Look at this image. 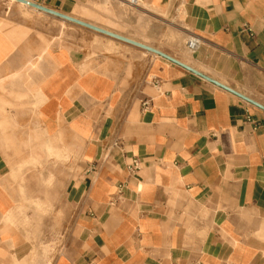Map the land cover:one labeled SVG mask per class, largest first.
I'll return each instance as SVG.
<instances>
[{"label": "crops", "instance_id": "0c3cea01", "mask_svg": "<svg viewBox=\"0 0 264 264\" xmlns=\"http://www.w3.org/2000/svg\"><path fill=\"white\" fill-rule=\"evenodd\" d=\"M29 1L264 105V0H113L175 14L176 53L78 16L104 0ZM25 8L0 0V264H264V111L100 33L60 41Z\"/></svg>", "mask_w": 264, "mask_h": 264}, {"label": "rangeland", "instance_id": "374dc122", "mask_svg": "<svg viewBox=\"0 0 264 264\" xmlns=\"http://www.w3.org/2000/svg\"><path fill=\"white\" fill-rule=\"evenodd\" d=\"M121 3L120 1L104 0L103 3L91 5L87 14L78 16H85L93 22L109 26L171 53H176L189 39L188 33L175 14L158 10H144L138 6ZM25 10L34 13L35 15L32 17L49 29L53 36L59 33L60 41L85 48L90 45L91 38L94 43L100 40L97 37L98 34L92 30L46 13H39L38 10L27 8V6ZM34 214L40 220L41 214L46 213ZM50 216L52 218V212ZM35 230L40 231V229Z\"/></svg>", "mask_w": 264, "mask_h": 264}, {"label": "water", "instance_id": "95a60500", "mask_svg": "<svg viewBox=\"0 0 264 264\" xmlns=\"http://www.w3.org/2000/svg\"><path fill=\"white\" fill-rule=\"evenodd\" d=\"M13 1H16V2H19V3H22L24 5H27L29 7H32L38 11H41V12H44V13H47L49 15H52V16H55L57 18H60L64 21H67V22H70V23H73L75 25H78V26H81L83 28H86V29H89V30H92L94 32H97V33H100L102 35H105V36H108V37H111V38H114L116 40H119V41H122V42H125V43H128L130 45H133V46H136L138 48H141L145 51H148L150 53H153V54H156V55H159L181 67H183L184 69L190 71L191 73L217 85L218 87H221L231 93H233L234 95L240 97L241 99H243L244 101L258 107L259 109L263 110L264 111V105L259 103L258 101L242 94L241 92L239 91H236L234 90L233 88L213 79L212 77L208 76V75H205L203 74L202 72L182 63L181 61L175 59L174 57L168 55L167 53L159 50V49H156L150 45H147V44H144L142 42H139V41H136L134 39H131V38H128V37H125L123 35H120V34H117L113 31H110V30H107L105 28H102V27H99L97 25H94L92 23H89V22H86V21H83L81 19H78L76 17H73V16H70V15H67L65 13H62V12H59L57 10H53L51 8H48L46 6H43L39 3H35V2H32V1H29V0H13Z\"/></svg>", "mask_w": 264, "mask_h": 264}, {"label": "built area", "instance_id": "2783aa9c", "mask_svg": "<svg viewBox=\"0 0 264 264\" xmlns=\"http://www.w3.org/2000/svg\"><path fill=\"white\" fill-rule=\"evenodd\" d=\"M139 0H131L132 4H136ZM245 31H251V29L248 26H244ZM199 44L198 39L189 40L188 47L191 50H194ZM247 121L253 124V129H258L261 127L260 123L253 121L252 119L247 117ZM140 167V161L138 158H133L131 163L128 165V170L131 174H134L138 171Z\"/></svg>", "mask_w": 264, "mask_h": 264}, {"label": "bare ground", "instance_id": "6f19581e", "mask_svg": "<svg viewBox=\"0 0 264 264\" xmlns=\"http://www.w3.org/2000/svg\"><path fill=\"white\" fill-rule=\"evenodd\" d=\"M13 1V0H12ZM25 6H27V5H25ZM27 7H29V6H27ZM30 8H32V7H30ZM32 9H34V8H32ZM36 10V9H35Z\"/></svg>", "mask_w": 264, "mask_h": 264}]
</instances>
